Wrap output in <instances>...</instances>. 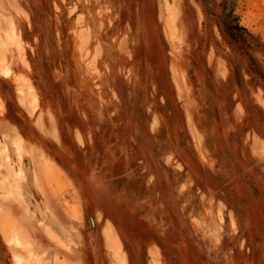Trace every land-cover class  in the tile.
Returning <instances> with one entry per match:
<instances>
[{
  "label": "rangeland",
  "instance_id": "1",
  "mask_svg": "<svg viewBox=\"0 0 264 264\" xmlns=\"http://www.w3.org/2000/svg\"><path fill=\"white\" fill-rule=\"evenodd\" d=\"M0 264H264V0H0Z\"/></svg>",
  "mask_w": 264,
  "mask_h": 264
}]
</instances>
